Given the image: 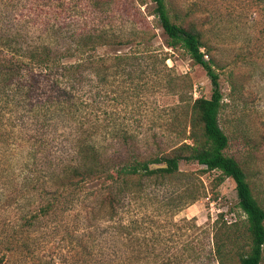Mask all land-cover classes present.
<instances>
[{
  "label": "rangeland",
  "instance_id": "obj_1",
  "mask_svg": "<svg viewBox=\"0 0 264 264\" xmlns=\"http://www.w3.org/2000/svg\"><path fill=\"white\" fill-rule=\"evenodd\" d=\"M62 2L73 10L70 15H61L64 19L74 14L89 26L99 22L111 24L117 33L144 32L149 50L159 59L164 53L169 57L165 65L159 59L143 64L139 71L144 73L139 78L132 79V75L129 79L112 70L105 71L107 76L101 83L90 76L85 78L83 96L96 98L94 108L97 106L101 114L104 130H130L135 136L127 142L106 140L103 133L98 137L104 172L111 174L179 144L187 130L191 100L209 98L211 85L204 70L181 50L166 48V37L152 15L153 2L112 0L111 7L100 13L88 0H53L52 5L59 9ZM166 4L174 21L193 26L207 45L218 68L223 103L219 125L228 138L225 153L245 170L253 194L264 208V0H166ZM21 126L23 135L32 141L38 132L46 143L56 141L50 148L54 158H0L3 173L34 178L41 169L51 172L79 165L68 142L69 125L55 122L45 126L35 119H25ZM202 169L196 163H182L177 176L143 181L141 198L130 205L121 204L114 221L97 214L90 199L63 205L35 228L30 238L33 254L17 264H103L107 258L117 260L127 252L117 233V221L122 218L127 223L133 216H137L139 227L148 230L151 258L185 254L190 241L201 248L198 242L205 231L214 234L213 223L219 214L223 217L218 228L230 237L234 249L246 252L245 217L237 208L233 181L225 179L212 188L219 174L201 175ZM200 184L206 189V197L185 204L191 196L188 192ZM98 188V184L88 186L89 190L104 192ZM15 189L0 187V234L21 206L19 193L12 194ZM13 196L17 198L11 199ZM183 219L192 225L183 223Z\"/></svg>",
  "mask_w": 264,
  "mask_h": 264
},
{
  "label": "trees",
  "instance_id": "obj_2",
  "mask_svg": "<svg viewBox=\"0 0 264 264\" xmlns=\"http://www.w3.org/2000/svg\"><path fill=\"white\" fill-rule=\"evenodd\" d=\"M52 1L0 0V158H54L50 148L56 141L46 143L39 132L33 141L23 135L22 122L35 119L45 126L55 122L70 126L71 138L64 137V141L71 143L79 165L51 172L41 169L34 178L0 170V187L16 188L12 194L21 197L15 219L0 234V264L22 263L23 258L33 254L30 238L35 228L63 205L90 199L97 214L114 221L121 204L130 205L141 198L143 181L177 176L182 163L202 166L201 175L217 172L212 188L225 179L233 181L236 205L245 217L247 251L231 246L230 237L218 228L223 217L219 214L213 223L214 234L205 231L198 242L201 248L190 241L185 254L151 258L147 251L148 230L139 227L137 216H133L127 223L122 218L117 221V233L127 252L117 260L107 258L103 264H264V208L254 196L245 170L225 153L228 138L219 125L223 103L218 68L201 34L193 26L174 21L166 0H151L152 15L166 37V48L181 50L204 70L211 95L191 100L187 130L179 144L107 174L100 159L104 155L96 144L98 137L103 133L106 140L127 142L135 136L130 130H104L101 114L97 106L94 108L96 98L83 96L85 78L90 76L101 83L107 70L129 79L132 75V79L139 78L144 73L140 67L159 58L149 50L144 32L117 33L111 24L99 22L89 26L74 14L64 19L61 15H70L73 10L66 2L56 9ZM88 2L97 13L112 5V0ZM168 58L164 53L159 60L165 65ZM91 184H98V190L104 192L89 190ZM200 185L188 192L191 196L185 204L206 197V189ZM183 223L189 225L190 221L183 219Z\"/></svg>",
  "mask_w": 264,
  "mask_h": 264
}]
</instances>
